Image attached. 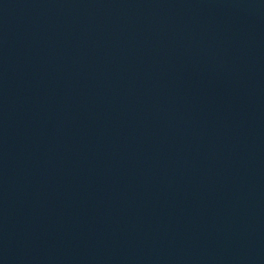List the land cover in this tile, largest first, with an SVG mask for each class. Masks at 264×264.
Here are the masks:
<instances>
[{"label": "water", "instance_id": "water-1", "mask_svg": "<svg viewBox=\"0 0 264 264\" xmlns=\"http://www.w3.org/2000/svg\"><path fill=\"white\" fill-rule=\"evenodd\" d=\"M0 264H264V0H0Z\"/></svg>", "mask_w": 264, "mask_h": 264}]
</instances>
